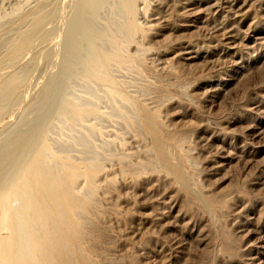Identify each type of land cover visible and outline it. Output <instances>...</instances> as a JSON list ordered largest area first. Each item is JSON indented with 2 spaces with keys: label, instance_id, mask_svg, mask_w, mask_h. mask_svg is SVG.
I'll use <instances>...</instances> for the list:
<instances>
[{
  "label": "rangeland",
  "instance_id": "1",
  "mask_svg": "<svg viewBox=\"0 0 264 264\" xmlns=\"http://www.w3.org/2000/svg\"><path fill=\"white\" fill-rule=\"evenodd\" d=\"M147 1L140 15L146 28L129 48L130 55L143 51V59L114 66L113 74L160 117L172 154L210 205L152 163L153 140L133 106L72 74L64 32L77 15V0H0V87L11 79L20 85L0 91V167L13 143L52 119L60 123L64 100L77 98L96 114L54 129L50 139L75 160L96 157L103 170L87 217L88 264H264V0ZM235 1L247 3L239 16ZM104 12L103 21L110 18ZM22 34L27 46L10 54Z\"/></svg>",
  "mask_w": 264,
  "mask_h": 264
},
{
  "label": "bare ground",
  "instance_id": "2",
  "mask_svg": "<svg viewBox=\"0 0 264 264\" xmlns=\"http://www.w3.org/2000/svg\"><path fill=\"white\" fill-rule=\"evenodd\" d=\"M165 1L166 0H164V2ZM180 1L183 2L184 0ZM77 2L79 3L78 0ZM147 2V0H82L79 4L75 3L76 5H79V7L77 8V15L74 14V11L73 15L76 17L74 18L73 16L74 20H72V23H70V20L67 22L71 24L69 27V33H67V26L65 31L66 33L64 32V34L68 35V38L65 39H69V49L67 47L68 52L66 53L69 58V68L70 70H73L74 67H79L80 71L77 72L76 68L72 71V74L74 76H80L79 80L82 79L81 81H85L86 83H89L91 85L104 87L106 88L109 96H111L112 98L119 99L125 104L133 106L136 110L138 124H141L145 132L153 140L152 150L154 151L155 158L153 154H150V156H153V161L155 159V162L152 161V163L159 165V168L161 167V169L164 168L165 170H167L168 173H170L174 177L173 179H175L179 187L186 193L190 194L198 203L204 206H209L210 200L208 198H205V196H203L193 188L194 185H191V181L193 180L190 181L187 173L185 174L182 162L174 156V151L172 154L171 148H173L174 143L172 140L167 139L163 134L162 128L159 125L160 117L156 113H152L148 108H146V105H143L144 103L141 104L140 102L142 101L139 102L138 98V101L134 99L136 96H133L134 98H132V96H130L131 94H127L125 92L126 89L124 90L119 80H117L113 74L114 66L123 65L127 62H141L143 59V51L139 49L137 50L135 55H130L129 48L132 44L137 42V38L144 31L143 28H146H142L141 26L140 15H142L141 10L148 6ZM235 2L236 3L233 5V9L235 10L237 16H239L242 10L245 9L247 3H240L237 1ZM105 10L109 11L110 18H106L107 20L103 21L100 17L105 13ZM145 10L147 13V9ZM194 10H196V8ZM36 22L40 21L36 20ZM151 23L152 22H150L149 24ZM97 24L101 26L98 27ZM67 35L64 37H67ZM27 42L28 37L25 35L15 40L14 43L12 41L13 44L12 47L10 46V54H20L21 52H23L22 49L27 46ZM167 50L168 49L166 48V51ZM30 51L26 54L30 53ZM22 57L21 59H23ZM14 60L15 58H12L11 62H13ZM67 69L68 68L66 67V70H64V72H66ZM18 73H20V71ZM11 74L9 75L11 76ZM24 74L25 73H23V77ZM71 76L72 75H70V77ZM76 77H74L73 79L77 80ZM2 82L4 81L2 80ZM17 85L20 86L19 84ZM17 85L16 80L11 79L6 82L3 87H0V91H4V89H9L14 86L16 87ZM14 90L15 89H13V91ZM60 104H58L57 106L59 107ZM58 107H56V109ZM95 114L96 111L94 110L93 106H91V104L82 102L74 97H68L64 100L61 108L58 111V120L60 121V123H51L53 120L52 119L37 133L34 132L35 135L30 134V136H26L25 138L22 137L20 138V141L15 142L11 145V155H8V157L4 160L5 164L0 167V264H88L90 262V258L92 257L91 253L93 250L91 247H88L85 244V236L86 234H88L87 229L90 224V221L87 220V217H89L88 214L90 213L92 208L96 206L94 195L98 189V178L103 170L100 162H98V159L96 157H92L90 161L75 160L67 154H62L58 150L59 147H56L51 143L50 138L54 129H60V127L64 125L75 126L77 124L84 123L89 117H92ZM55 116L57 117L56 113ZM175 150L177 149L175 148ZM150 152L152 151L150 150ZM189 161L190 160H188L187 163H189ZM1 164L3 163L1 162ZM194 164L196 163L194 162ZM138 168L137 171H140L141 169L139 170ZM149 169L150 168L148 167V169L144 170L147 171ZM194 171L196 170H194L193 168V172ZM166 197L167 196H165V198ZM162 199H160V201ZM167 202H169V200ZM169 206L172 207L171 205ZM209 211H211V209ZM156 214L157 212H155V215ZM210 215L212 214L210 213ZM92 218L91 220L94 219ZM91 246L93 245L91 244Z\"/></svg>",
  "mask_w": 264,
  "mask_h": 264
}]
</instances>
